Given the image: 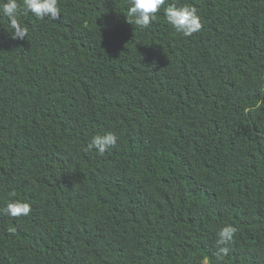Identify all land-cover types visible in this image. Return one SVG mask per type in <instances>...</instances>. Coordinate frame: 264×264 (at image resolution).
Returning <instances> with one entry per match:
<instances>
[{"label": "trees", "instance_id": "16d2710c", "mask_svg": "<svg viewBox=\"0 0 264 264\" xmlns=\"http://www.w3.org/2000/svg\"><path fill=\"white\" fill-rule=\"evenodd\" d=\"M58 6L22 41L0 15V208L32 209L0 214V264H215L226 224L222 264H264V0H166L144 30L128 0Z\"/></svg>", "mask_w": 264, "mask_h": 264}, {"label": "clouds", "instance_id": "9594fccd", "mask_svg": "<svg viewBox=\"0 0 264 264\" xmlns=\"http://www.w3.org/2000/svg\"><path fill=\"white\" fill-rule=\"evenodd\" d=\"M166 0H128L127 22L140 30L150 26L158 19L157 13L161 10ZM33 15L37 20L60 19L58 0H3L0 3V15L8 19L12 29V38L25 40L27 29L19 23V15ZM163 15L167 24L176 34L182 37H191L202 28L198 10L189 4L169 3L163 9ZM119 137L114 132L93 135L85 147L86 152L96 151L99 156L115 148ZM15 191L9 193L15 197ZM31 205L21 200L10 199L0 208V214L11 218L27 217L31 212ZM238 229L232 224H226L216 232L215 239V264H222L231 253V245ZM203 264H209L204 260Z\"/></svg>", "mask_w": 264, "mask_h": 264}]
</instances>
